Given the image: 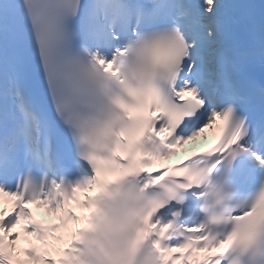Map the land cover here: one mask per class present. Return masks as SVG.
I'll list each match as a JSON object with an SVG mask.
<instances>
[{
    "label": "snow or ice",
    "instance_id": "obj_1",
    "mask_svg": "<svg viewBox=\"0 0 264 264\" xmlns=\"http://www.w3.org/2000/svg\"><path fill=\"white\" fill-rule=\"evenodd\" d=\"M0 264H264V0H0Z\"/></svg>",
    "mask_w": 264,
    "mask_h": 264
},
{
    "label": "bare ground",
    "instance_id": "obj_2",
    "mask_svg": "<svg viewBox=\"0 0 264 264\" xmlns=\"http://www.w3.org/2000/svg\"><path fill=\"white\" fill-rule=\"evenodd\" d=\"M211 134H212V133H211V132H209V135H210V137H211V138H210V137H208V140H209V141H208V143H209V142H211V141L214 139V136H213V135L211 136Z\"/></svg>",
    "mask_w": 264,
    "mask_h": 264
}]
</instances>
